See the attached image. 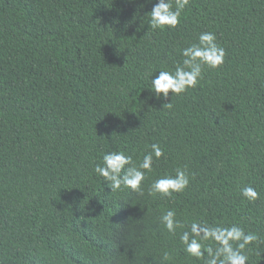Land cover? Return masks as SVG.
I'll use <instances>...</instances> for the list:
<instances>
[{
  "label": "trees",
  "instance_id": "1",
  "mask_svg": "<svg viewBox=\"0 0 264 264\" xmlns=\"http://www.w3.org/2000/svg\"><path fill=\"white\" fill-rule=\"evenodd\" d=\"M156 2L0 0V264H205L211 241L201 259L180 241L192 223L257 234L243 251L264 264V0H189L163 30L149 26ZM201 32L224 63L157 99L151 79ZM151 144L164 155L142 194L94 172L112 151L138 166ZM177 168L183 192L150 193Z\"/></svg>",
  "mask_w": 264,
  "mask_h": 264
},
{
  "label": "clouds",
  "instance_id": "2",
  "mask_svg": "<svg viewBox=\"0 0 264 264\" xmlns=\"http://www.w3.org/2000/svg\"><path fill=\"white\" fill-rule=\"evenodd\" d=\"M174 2L175 7H173V0H157L149 12V26L152 29L163 30L166 26L175 28L179 24L181 12L189 0H174ZM181 55L184 57L182 66L176 67L174 72L159 71V74L151 79L149 90L157 99L167 100L169 93L179 95L189 88L196 87L202 75V68L204 66L217 68L222 65L225 51L217 44L214 33L201 32L198 43L182 49ZM165 104L171 107L170 103ZM150 148L151 151L143 156L138 166L123 152L105 153L102 164H96L94 172L108 182L112 191L119 190L123 185L128 193L142 194V182L145 180L146 171L152 170L154 158L159 159L164 155L163 149L158 144H151ZM188 184L189 176L186 171L177 168L174 176L164 175L155 179L150 184L149 191L170 196L173 193L183 192ZM241 195L248 201L258 198V192L251 186L242 188ZM161 222L170 233H175V230L182 226L181 221L176 218V212L171 209L161 216ZM257 240V234L246 233L238 225L213 227L202 223H192L190 231L180 235L185 251L196 259L204 256L202 251L204 245L201 241L212 242L206 247L208 259L205 264H247L248 256L243 250Z\"/></svg>",
  "mask_w": 264,
  "mask_h": 264
}]
</instances>
